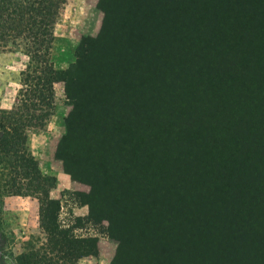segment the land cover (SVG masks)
Here are the masks:
<instances>
[{
	"label": "trees",
	"instance_id": "obj_1",
	"mask_svg": "<svg viewBox=\"0 0 264 264\" xmlns=\"http://www.w3.org/2000/svg\"><path fill=\"white\" fill-rule=\"evenodd\" d=\"M65 3L0 0V53L20 52L27 58L14 106L0 108L2 189L13 196H41V228L56 234L62 254L96 255L93 240H73L58 231L61 205L50 197L56 180L40 171L28 141L53 115L55 84L64 83L75 110L81 102L90 113L116 84L142 105L155 104L150 115L156 113L165 133L159 173L172 167L189 172L182 190L168 187L179 196L195 197L203 209L195 218L204 219L202 214L217 204L234 212L229 232L219 227L226 219L221 216L220 222L214 218L205 224L214 231L204 228L184 237L172 253L179 261L174 264H264V0H180L169 8L170 16L154 4L128 2L118 24L128 55L114 64L112 81L108 69L81 74L95 46L91 40L83 43L90 50L77 55L68 69L54 67V28ZM77 82L83 84L80 92L73 88ZM100 124L94 115L85 133L92 136ZM66 127L68 136L70 120ZM162 187L155 184L157 195ZM32 258L20 254L17 264H37L30 263Z\"/></svg>",
	"mask_w": 264,
	"mask_h": 264
},
{
	"label": "rangeland",
	"instance_id": "obj_2",
	"mask_svg": "<svg viewBox=\"0 0 264 264\" xmlns=\"http://www.w3.org/2000/svg\"><path fill=\"white\" fill-rule=\"evenodd\" d=\"M131 1L66 0L54 28L50 58L54 67L68 69L77 61V55L90 50L83 43L88 45L91 40L95 46L81 74L87 70L108 69L109 79L114 77L111 73L114 64L128 55L127 48H123L125 43L122 46L118 24ZM140 2L143 7L154 4L161 13L165 10L170 16L174 12L169 8H175L180 0ZM163 4L167 7L162 8ZM26 63L27 58L20 52L0 53L1 109L14 106L20 72ZM73 88L80 92L83 84L77 82ZM122 89L115 84L114 91L105 93L107 100L92 106L90 113L88 104L81 102L75 110L73 101L65 96L64 83H57L53 115L45 127L29 134L34 155L29 151L30 154L39 161L42 171L47 168L48 176L55 178L53 173H56L60 180L61 187L52 194L63 206L58 231L73 240H93L96 255L76 258L70 251L62 254V249L55 245L59 239L56 234L48 235L41 228L43 220L39 217L38 202L41 196L8 195L1 182L0 264H17L20 254H28L33 257L30 263L37 264H157L169 259L174 264L179 261L172 253L181 240H186L184 237L202 233L204 228L207 232L214 231L215 228L205 225L208 220L213 222L217 218L220 222L226 217L219 227L229 232L234 213L231 207L222 209L217 204L205 209L204 219H197L195 214L203 209L196 204L195 197L189 193L179 196L168 187L179 185L182 190L189 181V172L172 167L168 172L159 173L165 133L156 113L150 115L155 104L142 105ZM94 115L100 117L103 125L100 124V129L94 126L96 129L89 136L85 128L91 126ZM68 120L72 132L67 136ZM98 141L104 145L99 146ZM62 172L67 175L66 181ZM158 183L163 189L157 195L155 184ZM81 205L88 208V215L77 218L72 212ZM123 206L127 211H123ZM193 245L196 244L190 246Z\"/></svg>",
	"mask_w": 264,
	"mask_h": 264
},
{
	"label": "crops",
	"instance_id": "obj_3",
	"mask_svg": "<svg viewBox=\"0 0 264 264\" xmlns=\"http://www.w3.org/2000/svg\"><path fill=\"white\" fill-rule=\"evenodd\" d=\"M30 142H31V138H30V136H29L28 149H29V151H31L32 155H34V152H33L32 148L30 147V144H31ZM36 159H37V158H36ZM38 164H39V161H38ZM38 166H39V169L41 170V172H42L43 174L49 175V171L47 170V168L44 169L45 171H42V167L40 166V164H39ZM53 175H54L55 178L57 179V184H56L55 188L52 189L51 192H50L51 198H52V194L54 193V191L56 190V188L61 187V185H59L60 180H59L58 177L56 176V173H53ZM62 177H63V181H66L65 179H67V175H66L65 173H63V172H62ZM58 182H59V183H58ZM62 188H63V187H62ZM59 198H60V197H59ZM52 199L58 200V199H56V198H52ZM59 201H60V200H59ZM60 205H61V203H60ZM61 208H63V206H61ZM72 213H73L75 216H77V218H79V217H80V218H84V217H86V216L88 215V208H85V205H81V206H79V207H76V209L73 210Z\"/></svg>",
	"mask_w": 264,
	"mask_h": 264
}]
</instances>
